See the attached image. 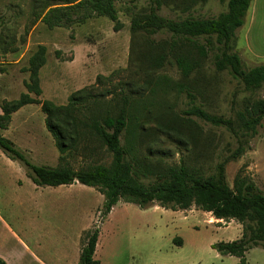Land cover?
Here are the masks:
<instances>
[{
    "label": "rangeland",
    "instance_id": "1",
    "mask_svg": "<svg viewBox=\"0 0 264 264\" xmlns=\"http://www.w3.org/2000/svg\"><path fill=\"white\" fill-rule=\"evenodd\" d=\"M79 1L0 0V104L27 93L29 61L43 47L45 64L38 72L40 102L66 106L71 96L85 90L99 102L98 107L93 102L89 107L98 116L107 108H121V98L127 96L131 116L144 125L145 138L139 140L137 148L142 161L163 167L183 165L203 177L213 175L215 167L225 163L230 189L239 177L264 194V120L255 136L238 132L237 122L247 103L264 100V87L245 91L227 72H216L214 47L200 72L191 76L190 81L197 79L191 102L162 82L181 81L167 51L162 66L153 65L162 51L156 46L168 36L131 32L133 16L145 13L149 0L115 1L119 31H114V23L104 17L92 16L51 29L43 22L48 11ZM163 1L159 15L171 20L213 19L227 11L228 2ZM231 53L240 57L246 70L264 64V0H253L244 25L234 34ZM191 105L209 115L233 120L238 137L222 127L184 116ZM45 118L40 105H27L12 114L7 130L0 135L32 164L56 168L64 163L59 162ZM240 145L244 151L232 158ZM111 160L110 153L84 136L66 157L73 170L107 167ZM137 180L145 186L154 182L152 177L139 176ZM102 203L96 189L78 183L55 188L35 186L25 169L0 151V213L44 264H78L85 237L94 228H99L94 260L100 264L238 263L237 258L221 256L211 248L240 239L242 226L235 221L216 220L195 207L171 211L153 204L139 209L119 202L101 222ZM263 245L245 254L247 264H264Z\"/></svg>",
    "mask_w": 264,
    "mask_h": 264
},
{
    "label": "trees",
    "instance_id": "2",
    "mask_svg": "<svg viewBox=\"0 0 264 264\" xmlns=\"http://www.w3.org/2000/svg\"><path fill=\"white\" fill-rule=\"evenodd\" d=\"M115 1L81 0L70 7L48 11L43 22L51 29L63 23L83 22L92 16L104 17L114 23V31H119L121 26L114 7ZM251 2L228 0L227 11L213 19L186 17L171 20L159 15L165 1L149 0L147 11L133 16L131 32L168 36L166 41L156 46L162 51L153 65L161 67L167 60V51L181 81L172 83L163 79L162 82L176 93L185 94L191 102L194 100L191 91L197 92V79L190 81L191 76L200 72L202 63L214 47L215 71L227 72L245 91H254L264 87V64L246 70L240 57L231 53L232 39L235 32L244 25ZM44 64L45 49L40 47L29 61L30 76L25 85L27 93L17 100L0 104V131L7 130L12 114L21 108L40 105L46 116L45 128L53 138L59 162L64 164L56 168L34 165L11 141L0 135V151L7 159L18 162L25 169L27 178L37 187L55 188L78 183L96 189L103 197L101 222L119 202L133 204L139 209H146L153 204L171 211H187L195 207L210 213L216 220L235 221L242 226L240 239L217 243L211 245V248L221 256L237 258V264H247L245 254L264 244V194L253 183L237 177L233 189H230L225 180V163L218 164L213 175L208 177L183 165H148L139 158L137 149L139 140L145 138L144 125L138 121V117L131 116L127 96L121 98V108L116 111L107 108L104 115L98 116L89 107L90 102L95 103L96 107L99 102L85 90L71 96L66 106L57 107L47 101L40 102L38 72ZM183 115L214 127H222L233 137H238L235 123L230 118L209 115L194 105ZM237 117L238 132L255 136L264 120V100L247 103ZM156 121H161V118L158 116ZM82 131L86 135L81 134ZM83 136L97 142L110 153L112 160L109 166L94 165L73 170L67 164L66 157L77 148ZM123 136L124 142L121 144ZM241 145L232 158L242 154L244 148ZM139 176L152 177L154 182L145 186L137 180ZM98 236L99 228H94L86 235L78 264H100L94 260ZM175 241L181 245L180 239Z\"/></svg>",
    "mask_w": 264,
    "mask_h": 264
},
{
    "label": "crops",
    "instance_id": "3",
    "mask_svg": "<svg viewBox=\"0 0 264 264\" xmlns=\"http://www.w3.org/2000/svg\"><path fill=\"white\" fill-rule=\"evenodd\" d=\"M253 0L250 4V7ZM234 223V221H231ZM12 245V249H8ZM79 260V259H78ZM0 262L4 264H44L39 257L32 253L21 237L15 233L11 225L0 213Z\"/></svg>",
    "mask_w": 264,
    "mask_h": 264
}]
</instances>
